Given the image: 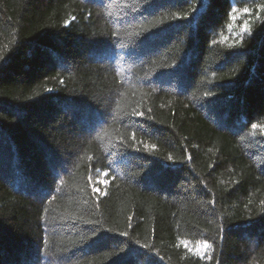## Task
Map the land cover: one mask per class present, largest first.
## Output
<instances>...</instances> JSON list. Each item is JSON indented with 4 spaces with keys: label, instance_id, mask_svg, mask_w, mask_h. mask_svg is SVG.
I'll use <instances>...</instances> for the list:
<instances>
[{
    "label": "trees",
    "instance_id": "16d2710c",
    "mask_svg": "<svg viewBox=\"0 0 264 264\" xmlns=\"http://www.w3.org/2000/svg\"><path fill=\"white\" fill-rule=\"evenodd\" d=\"M0 264H264V0H0Z\"/></svg>",
    "mask_w": 264,
    "mask_h": 264
},
{
    "label": "snow or ice",
    "instance_id": "6c2138e0",
    "mask_svg": "<svg viewBox=\"0 0 264 264\" xmlns=\"http://www.w3.org/2000/svg\"><path fill=\"white\" fill-rule=\"evenodd\" d=\"M253 127H255V125H254ZM204 247H205V248H209V247H210V245H208V244H205V245H204Z\"/></svg>",
    "mask_w": 264,
    "mask_h": 264
}]
</instances>
